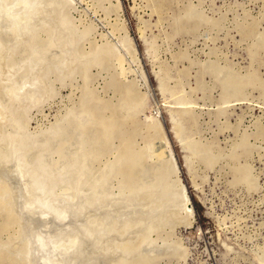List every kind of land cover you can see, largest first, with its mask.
<instances>
[{
	"label": "rangeland",
	"instance_id": "obj_1",
	"mask_svg": "<svg viewBox=\"0 0 264 264\" xmlns=\"http://www.w3.org/2000/svg\"><path fill=\"white\" fill-rule=\"evenodd\" d=\"M62 1L63 0H61L60 4L58 3L60 0H48L49 5L55 3L60 7H62L64 2L68 3H65L63 8L57 7L55 4H52L53 6L51 7L48 6L55 13L48 8L50 11L46 12V16L47 18H51L39 25L40 27H37V30L39 31L38 33L37 30H34L36 33L33 32V39L30 38L32 42L28 40L26 43L28 45L24 43L23 46L20 45V47H17V50L14 51L13 57L15 60L13 61H16L17 63L19 62V65L16 64V62L12 63L13 58L11 59L10 57L9 60L14 66H12V68L15 69V71L10 72L12 76H15L12 79L18 80L17 78L19 76H25L28 71L26 67L23 68L25 70L21 69V60L25 61L26 56L29 57L26 60L33 56L34 59L39 57L37 59L38 62L42 59L43 61L39 62L41 66L50 69V71H45V69L44 71L46 73L45 81H47V84L46 82L45 84L48 89H52L51 91L48 90V92H52L54 89L53 94H51L52 97L48 96L47 93V97L44 102L39 105L40 107L37 106V109H30V112L27 111L28 115L22 114L23 112L19 109L18 111L15 110L18 113L20 112V115L17 117L18 113H15V117H12L13 120H11L10 123L11 125L13 122L14 124H17L19 122L17 120L22 114L23 117H21L20 120L23 119L22 124L25 123L23 124V127L26 125V122L29 124L24 127V130L22 124L20 126L19 123L16 125L18 128L12 125V127H16L18 131H15L17 129H13L11 126L10 129L8 126L9 122L6 123L7 126L6 124L0 126V130L2 128L9 132L12 130L13 134L20 132L21 136L23 135L24 137H28V135L32 136V133L35 135L36 131V136H43L44 138L43 140L42 137V139L37 137L39 140L41 139L40 142L44 144L45 147H43L44 149H42L41 152L46 150L47 147V151H49L48 154L46 151L45 153H40L42 154V159H44L46 157L45 154H47V160L45 162H49V166L51 163L52 165L57 163L61 164V162L73 163V160L75 159V164H78L79 166L76 167L85 172V193L90 194V192H92L93 194H91L95 197L102 196L103 194L106 195V193H108L107 195L113 193L112 195L114 196H119V194H121L120 196L123 197H126L128 194L127 196H129L130 199L136 200V202H138L137 199H142L143 201L139 200L140 204H142V202H144L143 204H146L147 202V208L146 206L140 207L146 212V210L152 206L151 200L153 205H158L162 198L169 196V194L173 192V189L176 191V189H178L177 187L183 185L184 190H186L185 194L186 196L188 195L187 198H189V210L190 208L193 209L190 210L191 213L190 215L188 214L189 216L182 210L177 212L171 211L172 213L167 211L168 214L167 212L164 213L166 216L168 215V217L162 213V215L166 217H164L166 220L163 219L162 221L163 216L160 214V221L156 222L158 219V216H156L157 218L155 217L156 219H154L155 226H152V221H150L151 218H147L145 212L144 215L146 216L143 217L141 214L143 211H140L138 214L140 213L141 215L136 214V216H142V218H139L146 219V221H143L138 217V219H136V216H134L133 220L129 218L123 222H116L118 226L116 223L111 224L112 226L113 224L114 226L116 225L115 227L118 228H112L111 225L109 226L112 228L110 231H114L111 232L114 237L111 249L113 246H117L115 249L118 250H111V259H113V261L110 260L112 263L114 262L113 264H264V0H164V2L163 0ZM108 2L112 3V6ZM113 5L118 7V11H116L117 9L114 8ZM161 6L164 9H162ZM156 8H158V10ZM49 12H51V16L48 15ZM53 13L55 14L54 16H52ZM52 18L53 20H51ZM62 21L65 24V28H62L61 26L63 25V23H60ZM189 21L191 22L189 23ZM120 22L124 25L120 24ZM45 24L52 27L51 29L53 31L48 29L50 27L47 28ZM121 29H124V31ZM126 29L127 31H125ZM57 30H60V33ZM66 31H69L70 34L66 33ZM58 33L60 34L58 35V38L62 37L59 39L60 41H56L57 39H55L57 38L56 35ZM63 35L64 37L67 35V39L64 38ZM123 38H125V40ZM258 38L260 40H258ZM63 40H67L65 41V44L63 43ZM68 40L70 42L74 40V42L71 44ZM55 41L57 43L61 42V46L60 43L57 46ZM127 41L129 43H127ZM260 41L263 42L259 43ZM33 42L40 45L36 49L37 52L33 51L37 46ZM49 42H53V44L55 43L54 48L52 47L50 50L49 48L51 45ZM107 43L109 46H107ZM30 44H34L35 47ZM66 44H68V46ZM48 45H50V47ZM65 45L68 47L67 49L65 48ZM69 46L70 50H73V52H70V55L68 51ZM30 47L34 48L31 49ZM47 47H49L48 50L46 49ZM26 48H28V51ZM41 48L45 49V52L47 53H45L44 50H38ZM59 48L63 50L61 51ZM97 48L102 49V51ZM103 49H105L106 53ZM64 50L67 51L64 53L66 54L65 57L68 59L62 57L66 60L62 59V57L61 59L58 58ZM96 50L99 54H97V56L99 57L95 55ZM250 50H253V52L250 53ZM111 51H113V55L111 54ZM38 52L41 53L40 56ZM102 55L105 57L103 58ZM115 55L119 58L118 62L116 60L117 58L112 59ZM44 56H46V58ZM47 56L49 57L47 58ZM54 56L55 58H52ZM23 57L24 59H22ZM56 58L62 60V64ZM45 59H49L50 63L51 60L54 59L53 62H56V64L59 62L62 66L60 67V64L58 63L59 65H55L54 67L56 68L54 69H52V65V68L50 66L47 68L46 65L50 64L48 62L49 60L46 64ZM72 59L73 61L75 59L77 61L75 60L74 63H71ZM97 59H103V61L98 62ZM138 59L140 60L136 61ZM63 61L64 63L69 64L67 70L63 67ZM41 62L45 63L43 64ZM24 63L23 67L25 66ZM121 65L122 68L127 70L122 69ZM8 66H10V63ZM7 69L8 68L6 67H4L3 70L0 68V82H4L5 77L2 74L5 70L7 71ZM14 69H10V71ZM58 69H60V71L63 70V73L61 72V74L64 79L59 76ZM228 69L230 70L228 71ZM122 70L124 72H122ZM56 71L58 73H55ZM227 71H232L233 74L232 72H230V74L239 78H243L244 76L247 77V75L250 74L253 78V82L245 84L239 95L229 97L228 94H225V89L224 91L222 90V79L228 74ZM47 73H49V76ZM51 74L59 76L63 81H59L58 77L55 78ZM218 74L222 75L218 76ZM49 82L52 87L49 85ZM113 86H115V88ZM128 87L130 90H133L131 91V93L133 92V99L130 107L127 106L126 108L120 100H122L121 98H123V94H125ZM133 87L134 89H131ZM0 90L1 98L3 96L5 97L2 92L1 83ZM137 92L142 93L141 96ZM92 95L93 98L98 97L103 100H100L102 104L99 102L98 98V100L91 101ZM4 97L2 99L6 100V97ZM135 97L137 99H135ZM226 97H228V100ZM85 101L87 102L85 103ZM133 101H135L136 104H134ZM81 104H85L84 107H87V109L80 106ZM90 104L92 105L90 106ZM94 104H96V106H94ZM137 104L139 105L138 107ZM97 106L100 110L97 109ZM82 107L84 110L81 109ZM91 107L93 109H91ZM132 107L135 109L134 111L130 109ZM94 109L97 110V115L100 113L98 117L101 115V118L104 117V119H106L108 116V119L110 120L118 118L115 119L117 122L114 120L116 129L110 133V136H112L109 137L110 140L108 139V143L105 142L104 144L98 139L100 137L101 124H98L100 122L97 121L99 119L97 115H92L95 113H93V111H96ZM70 110L73 111L71 112ZM88 110H93L91 111L92 113H90L95 120L90 119V113H88L89 115L85 114L84 111L88 112ZM76 111L78 113L80 112V114ZM101 111H104V113H101ZM122 112H124V114H122ZM73 113L75 114L71 116ZM125 115L126 118H124ZM74 116L75 118L76 116L78 117L75 121ZM71 117H73V120ZM156 119H158V121ZM69 121L72 122V125ZM76 122H81L83 128L81 125L79 127L78 123L75 124ZM131 122L133 123L131 124ZM159 122L161 126L159 125ZM146 123L149 126L153 125V129L148 127ZM49 125L52 128L55 127V133L52 135L48 132ZM94 126H97L96 128L100 132L97 131V129L95 130ZM124 127L127 128V131ZM25 128L28 132H32L26 135L27 132ZM44 129H47L45 130L46 132ZM119 129H121V132ZM128 129L131 132H129ZM156 129L157 131H155ZM172 129H175L176 132H178L176 133L175 130ZM2 131H0L2 134L9 133H5L3 129ZM21 131H23V134ZM38 132H40L41 136L37 135ZM150 132L153 135L156 132L157 133L153 136ZM147 133L150 134L148 135ZM75 134L78 135L76 136ZM121 134L125 135H123L125 140L128 137L131 139V148H136L137 151L134 150L136 153L140 151L141 153L145 152L143 153L144 157L141 153H138L141 157L137 154V157L141 158L139 161H141L139 162L137 161L138 158L136 159V163L133 166L134 169L129 177L131 179H128V177L123 175L122 168H120L121 166L119 165L120 163H118V161L116 162L118 158L116 156L119 155L123 148L124 137L120 136ZM81 137L83 140H81ZM118 137L121 140H119ZM95 138L100 143L94 140ZM74 139L77 140V142H81L79 144L80 146H77L78 143ZM165 139H167V141ZM1 144H4V147L1 146ZM0 146L1 149L4 148L2 150L0 149V152L5 151L6 153L8 151V146L4 141H1ZM76 146L78 148L77 151ZM239 146L241 149L238 148ZM243 146L246 148L248 147V149H245ZM139 147H143L145 151L143 148L140 149ZM235 147H237L238 150H236ZM210 148H213L214 150ZM118 149H120V151ZM167 149H170L173 154H171V152L169 154L170 150ZM97 151L98 153H96ZM246 151L247 153H245ZM33 152L34 151L28 153V158H33V154L35 155V152ZM210 152H212V154ZM115 153L116 156L114 158L113 156ZM209 153L211 155H209ZM213 154H215V158ZM43 155L45 156L43 157ZM90 155H95L96 158L95 156L92 157ZM207 155L212 157L207 158ZM167 158L168 162L166 160ZM171 158H173L174 162H171ZM206 159H208V162ZM209 159H212L213 161ZM86 160L87 162H90L87 163ZM80 162L83 164H80ZM116 163L119 166L116 165ZM173 163H176L177 166H174ZM172 164L173 166L170 167ZM167 165H169V167ZM99 166L100 168H98ZM162 166L164 168H162ZM91 168L93 170H91ZM167 170L177 171H172L173 174H165ZM160 172L164 174H162L163 178L158 182L157 180L161 178ZM239 172L241 176L237 174ZM244 172L249 176L251 175V177L247 176L250 180H246L247 177L244 176ZM109 173L111 176H109ZM131 176H133V178ZM107 177L109 179H107ZM241 177H244L245 179H241ZM98 178H101V180ZM165 178L167 180H165ZM176 178H179L178 181ZM162 182H165L166 185L164 183L162 184ZM162 185L165 187L164 189L162 188ZM153 186L155 188L154 190L151 189ZM3 187L6 186L3 185ZM96 187L98 189H96ZM171 187L172 189H170ZM100 189L103 190L101 191ZM165 189L168 190L164 191ZM161 190H163L164 193H162L163 191ZM6 191H8V189H6L5 193L3 192L4 194L2 193L0 196V204L3 202L4 205L6 204L5 207L3 204L0 206V223L3 224H0V256L5 254L7 255L6 257L8 260L11 256L10 263L7 261V264H13L11 262L15 261L22 264L24 263L22 262L24 253L23 249L19 248L23 244V242H20L22 239L21 227L19 226L20 223L18 222L19 220H17V216L14 214L13 207H11L12 200L11 198L9 200L10 192L8 191L7 193ZM94 192L97 194L95 195ZM131 192L136 197H133V195L130 196L129 193L131 194ZM138 192H141L140 196L138 195L140 198L136 195L139 194ZM148 192H150L151 195H153V192L154 194L157 193V197H154L155 195L150 196L149 193L147 197L150 196V199H143ZM7 194H9V196ZM160 194H162V196ZM155 198L156 200H154ZM158 198H161V200ZM2 211H4V213ZM173 215H176L175 218H173ZM1 216H3L5 220L2 219ZM187 216L190 218L187 219ZM7 217L9 219H7ZM153 218L154 217H152V219ZM184 219L190 220V222H185ZM6 220L7 222L9 221V224L11 225L14 223L12 225L13 228L11 225H5L7 223ZM148 220L150 223L147 224V228L145 226H143V228L145 227L144 229L141 228L143 225L142 221L145 224ZM124 222L125 224L127 222L126 225L128 226L122 225ZM128 222L130 223L128 224ZM119 224L120 227L126 226L127 228L124 227L122 231ZM149 224H151V226ZM137 228H139L141 232ZM1 229H5V231H2ZM7 229H9V231H6ZM117 229L118 231L121 230V232L116 236L117 233L115 232H117ZM134 229L137 231L134 232ZM124 230L128 232V236L124 233ZM130 230L134 233H131ZM121 233H124V235L120 238ZM129 233L134 234V236H131ZM125 234L127 237H125ZM139 235L141 236L138 239ZM10 240L11 243H9ZM153 240L156 244L154 243L155 245L151 247L154 248V252L152 253V249L151 251L148 250V248H150L148 243ZM6 242L9 243V245L6 244ZM146 243L149 245L148 247H144ZM151 244L153 245L152 242ZM157 246L160 247L157 248ZM21 247H23V245ZM5 248L9 251L7 252ZM115 252L120 255V257L118 256V258L115 259L112 258V256L116 255H113ZM156 252L158 254H156ZM16 262L14 264H17ZM108 264H111V262Z\"/></svg>",
	"mask_w": 264,
	"mask_h": 264
},
{
	"label": "bare ground",
	"instance_id": "obj_2",
	"mask_svg": "<svg viewBox=\"0 0 264 264\" xmlns=\"http://www.w3.org/2000/svg\"><path fill=\"white\" fill-rule=\"evenodd\" d=\"M64 1V0H63ZM62 1V2H63ZM68 1V0H67ZM110 1V0H109ZM156 1V0H155ZM158 2V1H157ZM161 2V1H160ZM163 2H164V0H163ZM58 3H60L61 4V0H60V2H58ZM65 3H68V2H64L63 3V5H62V7H60V6H58V4H55V3H52L53 5L55 4V5H57V7H60V8H63V6H64V4ZM109 3V2H108ZM168 3V2H167ZM52 4H48V0H0V68H2V70L4 69V67H6V68H8L7 69V71L5 70V72L2 74V75H4V77H5V79H4V82H0L1 83V87H2V92L4 93V95H5V97H6V100H3L2 98L4 97H2L1 98V94H0V126H4V124H6V123H8V126H9V128L11 129V127H12V125H14V126H16V125H18V123L20 124V126H21V124H22V121H23V119H21L20 120V118L21 117H23V115L22 114H27L28 115V113H27V111L28 112H30L29 110L30 109H33V108H36L37 106H39L41 103H43L44 102V100H45V98L47 97V93H48V96H51V94H53V91H54V89H53V91L52 92H50L51 90L50 89H48L47 88V86H46V84H47V81H45L46 79H45V71H50V69H46V68H43L44 66H41V64L39 63L40 61H43L42 59H40L39 60V62L37 61V59L39 58V57H36L37 59H34V56L32 57V58H30V59H28V60H26L27 58H29L28 56H26L25 58V61L24 60H21L20 62L22 63V64H20V67H21V65H22V67H21V69H23V68H25L26 67V69L28 70L27 72H26V75L25 76H19L17 79L18 80H16V79H12L13 77H15V76H12V74H10V72H13V71H15V69L14 68H12V66H13V64L12 63H14V62H16V61H13V60H15L14 59V51H16L17 50V47L19 48L20 47V45H22L23 46V44L25 43H27L28 42V40L30 41V42H32L31 40H30V38H32V35H33V32H35L36 30H37V27L39 26V25H41V24H43L44 22H46L48 19H50L51 17H49V18H47V11H52V9L51 8H49V7H51V6H53ZM59 4V5H60ZM110 5L112 4V3H109ZM117 4V3H116ZM158 4V3H157ZM162 5V4H161ZM49 6V7H48ZM112 6V5H111ZM114 6V8H118V7H115V5H113ZM117 6V5H116ZM56 7V6H55ZM48 8L50 9V10H48ZM120 8V7H119ZM161 8H162V6H161ZM157 10H158V8H156ZM162 9H164V8H162ZM166 9V8H165ZM121 10V9H120ZM161 10V9H160ZM116 11H118V9L116 10ZM162 11V10H161ZM52 12H54V11H52ZM166 12V11H165ZM50 13L51 12H49V14L48 15H50ZM55 13V12H54ZM53 13V15L52 16H54L55 14ZM157 13V12H156ZM159 14V13H158ZM182 14V13H181ZM119 15V14H118ZM51 16V15H50ZM60 17H62V16H60ZM121 17V16H120ZM188 17V16H187ZM63 18V17H62ZM122 18V17H121ZM159 18V17H158ZM183 19V18H182ZM51 20H53V18L51 19ZM62 20V19H61ZM161 20V19H160ZM181 20V19H180ZM60 21V20H59ZM118 21H119V19H118ZM178 21V20H177ZM184 21V20H183ZM188 21V20H187ZM191 21H189V23H190ZM54 23V22H53ZM61 24L63 23V25H61L62 26V28L64 27L65 28V24H64V22L62 21V22H60ZM178 23V22H177ZM182 23H184V22H182ZM186 23V22H185ZM188 23V22H187ZM118 24V23H117ZM120 24H123L122 22H120ZM49 25V24H48ZM124 25V24H123ZM183 25V24H182ZM45 26L48 28V27H50V26H47L46 24H45ZM121 26V25H120ZM40 27V26H39ZM116 27V26H115ZM122 27V26H121ZM52 27H50V28H48V29H50V30H52L51 29ZM117 28H119V27H117ZM39 29V28H38ZM44 30H46L45 28H43ZM57 29V28H56ZM114 29V28H113ZM185 29H186V25H185ZM35 30V31H34ZM121 30H123L124 31V29H121ZM53 31V30H52ZM52 31H49V32H52ZM57 31H59V33H60V30H57ZM56 31V32H57ZM125 31H127V29L125 30ZM39 31L37 30V33H38ZM55 32V31H54ZM62 32V31H61ZM36 33V32H35ZM57 34L56 35V37L57 38H55V39H57L56 41H58L60 38H62V37H60V38H58V35H60V34ZM66 33H69V31H66ZM112 33V32H111ZM127 33V32H126ZM252 33V32H251ZM70 34V33H69ZM250 34V33H249ZM36 35V34H35ZM52 35V34H51ZM68 35V34H67ZM67 35H66V37H64V35H63V37L64 38H66L67 39ZM125 35H127V34H125ZM244 35V34H243ZM264 36V35H263ZM37 37V36H36ZM35 37V38H36ZM252 37V36H251ZM257 37H259V36H257ZM54 38V37H53ZM33 39V38H32ZM73 39V38H72ZM71 39V40H72ZM124 40H125V38H123ZM261 39H262V37H261ZM52 40V39H51ZM50 40V41H51ZM54 40V39H53ZM62 40V39H61ZM258 40H260L259 38H258ZM258 40H256V41H258ZM35 41V40H34ZM55 41V43H57ZM60 41V40H59ZM65 41H67V40H63V43L65 44ZM69 41V40H68ZM29 42V43H30ZM74 42V40L73 41H69V43H73ZM131 42V41H130ZM261 42H263V41H260L259 43H261ZM33 43H35V42H33ZM50 43V42H49ZM48 43V44H49ZM55 43L53 44V42L52 43H50V45H51V47H50V45H48L49 47H47L46 49L48 50V48H49V50L53 47L54 48V45H55ZM60 43V46H61V42H58L56 45L58 46V44ZM67 43V42H66ZM68 43V44H69ZM125 43H126V41H125ZM127 43H129L128 41H127ZM256 43V42H255ZM36 45H37V43H35ZM63 44V45H64ZM68 44H66L67 46H68ZM263 44V43H262ZM26 45H28V44H26ZM31 45V44H30ZM53 45V46H52ZM65 45V46H66ZM31 46H34V44H32ZM38 46H40V45H37L36 46V48H34V47H32V48H34L35 50H33V51H36V49H37V47ZM65 47L66 49L68 48V47ZM71 46V45H70ZM70 46H69V55H70V52H73V50H70ZM104 46V45H103ZM107 46H109L108 45V43H107ZM259 46V45H258ZM257 46V47H258ZM72 47V46H71ZM130 47V46H129ZM31 48V47H30ZM31 48V49H32ZM58 48V47H57ZM64 48V49H65ZM101 48H103V47H101ZM132 48V47H131ZM249 48V47H248ZM25 49V48H24ZM27 49V51H28V48H26ZM61 51L63 50V49H61V48H59ZM72 49V48H71ZM98 50H101L102 51V49H99V48H97ZM38 50H44V52H45V49H43V48H41V49H38ZM46 50V51H47ZM104 50V52L106 53V51H105V49H103ZM108 50V49H107ZM29 51H30V49H29ZM110 51V50H109ZM134 51V50H133ZM260 51V50H259ZM37 52V51H36ZM49 52V51H48ZM64 52H67V51H63V53L61 52V55H60V57H58V58H60L61 59V57L63 56V57H65L66 56V54L64 53ZM89 52V51H88ZM95 52V51H94ZM251 52H253V50L251 51L250 50V53ZM29 53V52H28ZM27 53V54H28ZM33 53H35V52H33ZM33 53H30V54H33ZM39 53V52H38ZM43 53V52H42ZM45 53H47V52H45ZM44 53V54H45ZM100 53V52H99ZM104 53V54H105ZM113 53V51H111V54ZM138 53V52H137ZM13 54V55H12ZM30 54H29V56H30ZM40 54L41 53H39V56H40ZM62 54H65V55H62ZM72 54V53H71ZM74 54V53H73ZM97 50H96V52H95V55L97 56ZM109 54V53H108ZM253 54V53H252ZM19 55V54H18ZM33 55H36V54H33ZM46 55V54H45ZM48 55H49V53H48ZM69 55H67V56H69ZM99 55V54H98ZM106 55V54H105ZM113 55V54H112ZM135 55V54H134ZM255 55H256V53H255ZM17 56V55H16ZM22 56V55H21ZM38 56V55H37ZM50 56V55H49ZM49 56H47V58L49 57ZM103 56V55H102ZM102 56H100V57H102ZM119 56V55H118ZM253 56V55H252ZM10 57H11V59H12V63L11 62H9V60H10ZM20 57V56H19ZM45 58H46V56H44ZM62 57V59H64ZM71 57V56H70ZM77 57V56H76ZM97 57H99V56H97ZM96 57V58H97ZM105 56H103V58H104ZM113 57V56H112ZM121 57V56H120ZM16 58V57H15ZM40 58H42V57H40ZM51 58V57H50ZM49 58V59H50ZM52 58H55V56L54 57H52ZM58 58H56L60 63L62 62V60H60V59H58ZM65 58H67V57H65ZM74 58H75V56H74ZM96 58H94V59H96ZM110 58V57H109ZM115 58H117L116 60H117V62H118V60H119V58L115 55V57L114 58H112V59H115ZM122 58V57H121ZM120 58V59H121ZM17 59V58H16ZM21 59V58H20ZM22 59H24V57L22 58ZM48 59V60H49ZM68 59V58H67ZM105 59H107V58H105ZM111 59V58H110ZM111 59V60H112ZM48 60H46L45 59V61H46V64H47V61ZM64 60H66V59H64ZM76 60V59H75ZM74 60V61H75ZM98 60V62L99 61H103V59L102 60H99V59H97ZM96 60V61H97ZM134 60V59H133ZM140 59H138V60H136V61H139ZM17 61H18V59H17ZM23 61V62H22ZM54 61V59H52L51 60V63H50V60L48 61L49 62V64L50 65H46V67L48 68L49 66L51 67V65L53 66V68L52 69H54V68H56V67H54L55 65H59L60 63L59 62H57V64H56V62H53ZM56 61V60H55ZM74 61H73V59L71 60V63L73 62L74 63ZM77 61V60H76ZM25 62V63H24ZM66 62V61H65ZM10 63V66H8V64ZM19 63V62H18ZM17 62H16V64H18ZM23 63H24V67H23ZM41 63H43V62H41ZM45 63V62H44ZM43 63V64H44ZM55 63V64H54ZM59 63V64H58ZM12 64V65H11ZM62 64V63H61ZM60 64V67L62 66ZM19 65V64H18ZM69 66V64H67V63H64V61H63V67H64V69H66L67 70V67ZM14 67V66H13ZM16 67H18V66H16ZM223 67V66H222ZM121 68H122V65H121ZM211 68V67H210ZM216 68V67H215ZM215 68H213L214 70H216ZM10 69H14V70H12V71H10ZM44 69H45V71H44ZM60 69H62V68H60ZM60 69H58L59 70V76L60 77H62L63 79H64V77H63V75L61 74V72L63 71V70H61L60 71ZM122 69H125V68H122ZM226 69V68H225ZM20 70V69H19ZM23 70H25V69H23ZM125 70H127V69H125ZM218 70H220V69H218ZM230 69H228V71H229ZM232 70V69H231ZM17 71V70H16ZM55 71V70H54ZM53 71V72H54ZM221 71V70H220ZM227 71V73L228 74H226L225 76H224V78L222 79V84H223V88H222V90L224 91V89H225V94H228V96L229 97H231V96H237V95H239L240 94V91H241V89H242V87H244L245 86V84H247V83H251V82H253V78L251 77V75L249 74V75H247V77H243V78H239V77H236V76H233L232 74H233V72L232 71H230V72H232V74H230V72H228ZM20 72V71H19ZM52 72V73H53ZM72 72V71H71ZM122 72H124L123 70H122ZM21 73H24V72H21ZM49 73H51V72H49ZM49 73H47V75L49 76ZM55 73H58L57 71L55 72ZM63 73V72H62ZM213 73V72H212ZM215 73H216V71H215ZM220 73V72H219ZM235 73V72H234ZM14 74H15V72H14ZM84 74V73H83ZM89 74V73H88ZM123 74V73H122ZM217 74V73H216ZM236 74V73H235ZM1 75V74H0ZM51 75H53L54 76V74H51ZM56 75V74H55ZM58 75V74H57ZM73 75V74H72ZM145 75V74H144ZM220 75H222V74H220ZM219 74H218V76H220ZM17 76V75H16ZM59 76H54L55 78L56 77H58L59 78ZM253 76V75H252ZM21 77V78H20ZM47 77V76H46ZM70 77V76H69ZM254 77V76H253ZM50 78V77H49ZM57 78V79H58ZM60 79L59 78V81H63V79ZM65 78L67 79V77L65 76ZM81 78V77H80ZM255 78V77H254ZM257 78V77H256ZM48 79V78H47ZM220 79V78H219ZM3 80V79H2ZM257 80H258V78H257ZM49 81H51V80H49ZM53 81H56V80H53ZM58 81V80H57ZM61 81V82H62ZM221 81V80H220ZM45 82H46V84H45ZM218 82H219V80H218ZM2 83H3V85H2ZM83 83V82H82ZM119 83V82H118ZM220 83V82H219ZM258 83L260 84V82L258 81ZM130 84H131V82H130ZM129 84V85H130ZM221 84V85H222ZM254 84V83H253ZM253 84H252V86H253ZM49 85L51 86V84H50V82H49ZM55 85V84H54ZM92 85V84H91ZM124 86V85H123ZM128 86V85H127ZM126 86V87H127ZM254 86H256V85H254ZM49 87V86H48ZM52 87V86H51ZM54 87V86H53ZM114 88H115V86H113ZM130 87H132V86H130ZM50 88V87H49ZM113 88V89H114ZM85 89V88H84ZM131 89H134V87L133 88H131ZM48 90H50L49 92H48ZM118 90H120V89H118ZM126 90V89H125ZM1 91V90H0ZM115 91H117V90H115ZM131 91H133V90H130L129 89V87H128V89L125 91V94H123V98H121L122 100H120V102L124 105V106H126V108H127V106H129L130 107V105H131V101H132V93H131ZM135 91V90H134ZM245 91V90H244ZM82 92H84V91H82ZM2 93V94H3ZM49 93H50V95H49ZM100 93V92H99ZM137 93H139V92H137ZM137 93H136V95H137ZM244 93V92H243ZM263 93V92H262ZM261 93V94H262ZM140 94V96H141V94L142 93H139ZM224 94V95H225ZM90 95H91V93H90ZM96 95V94H95ZM98 95V94H97ZM263 95V94H262ZM100 96V95H99ZM244 96V95H243ZM4 97V98H5ZM52 97V96H51ZM50 97V98H51ZM95 97H97V96H95ZM224 97V96H223ZM242 97V96H241ZM50 98H48V99H50ZM83 98V97H82ZM89 98H90V96H89ZM89 98H88V100H89ZM98 98V97H97ZM97 98H93V95H92V99H91V101H93V100H96ZM103 98V97H102ZM117 98H119V97H117ZM227 98V100H228V97H226ZM232 98H234V97H232ZM72 99V98H71ZM80 99V98H79ZM99 99V98H98ZM97 99V100H98ZM135 99H137L136 97H135ZM134 99V100H135ZM143 99V98H142ZM224 99V98H223ZM230 99V98H229ZM101 99H99V102L102 104V102L101 101H103V100H101ZM140 100V99H139ZM225 100V99H224ZM87 101H85V103H86ZM89 102V101H88ZM98 102V103H99ZM134 102V104H136L135 103V101H133ZM137 102V101H136ZM50 103V102H49ZM93 103V102H92ZM95 103V102H94ZM103 103H105V102H103ZM111 103V102H110ZM180 103V102H179ZM114 104V103H113ZM116 104H120V103H116ZM115 104V105H116ZM122 104H121V106H122ZM142 104V103H141ZM140 104V105H141ZM181 104V103H180ZM75 105V104H74ZM85 105V104H84ZM84 105L83 104H81L80 106H83L84 107ZM87 105V104H86ZM89 105V104H88ZM92 104H90V106H91ZM104 105V104H103ZM13 106H15V107H13ZM73 106V105H72ZM94 106H96V104H94ZM98 106H99V104H98ZM97 106V109H99V107ZM139 105L137 104V107H138ZM13 107V108H12ZM40 107V106H39ZM83 107L81 108L82 110H84L83 109ZM133 107H134V105H133ZM130 108L131 110H135L134 108ZM72 108V107H71ZM84 108H86L87 109V107H84ZM18 109L19 110H21L23 113L21 114V116L18 118V120L17 121H19L18 123L15 121L16 120V118H15V122L17 123V124H14V122H13V124L11 125V123H10V121L11 120H13L12 119V117H15L14 115H15V113H18L17 111H18ZM37 109V108H36ZM69 109V108H68ZM80 109V108H79ZM85 109V110H86ZM91 109H93L92 107H91ZM102 109V108H101ZM104 109V108H103ZM106 109V108H105ZM121 109V108H120ZM123 109V108H122ZM137 109V108H136ZM15 110H17V111H15ZM64 110H65V108H64ZM94 110H96V109H94ZM100 110V109H99ZM128 110V109H127ZM71 112L73 111V110H70ZM80 111V110H79ZM91 111H93V110H88V112H86V111H84L85 112V114H88V113H90ZM112 111V110H111ZM120 111H122V110H120ZM124 111V110H123ZM157 111V110H156ZM185 111V110H184ZM67 112V111H66ZM77 112V111H76ZM75 112V113H76ZM95 112V113H94ZM110 112V111H109ZM125 112V111H124ZM124 112H122V114H124ZM130 112V111H129ZM132 112V111H131ZM136 112V111H135ZM187 112V111H186ZM20 113V112H19ZM17 114V117H18V115H20V114ZM75 113H73V114H71V116H73ZM78 113V112H77ZM92 113V112H91ZM91 113H90V115L89 116H91ZM93 113L94 114H92V115H94V116H96L97 114V110L96 111H93ZM101 113H104V111L102 112L101 111ZM111 113V112H110ZM121 113V112H120ZM157 113V112H156ZM29 114H31V113H29ZM66 114V113H65ZM70 114V113H69ZM78 114H80V112L78 113ZM100 113H98V115H99ZM114 114V113H113ZM134 114V113H133ZM26 115V116H27ZM98 115H97V117H98ZM104 115V114H103ZM109 115H111V114H109ZM116 115H117V113H116ZM119 115V114H118ZM188 115H189V113H188ZM60 116V115H59ZM70 116V115H69ZM88 116V117H89ZM101 116V115H100ZM98 117L97 119V121H99L100 123H98V124H101V127H100V125H99V127L101 128V132L96 128L97 126H94L95 127V130L97 129V131H99L100 132V137L98 138V136H97V138L98 139H100L101 140V142H103L104 144H105V142H107L108 141V139L110 140V138L109 137H111L110 136V133L111 132H113V130H115L116 129V127H115V119H118V118H115V119H112V120H110V119H108L109 117L107 116V118L106 119H104V117ZM105 116V115H104ZM132 116V115H131ZM111 117V116H110ZM127 117H129V116H127ZM69 118V117H68ZM72 118V120H73V117H71ZM74 118H75V116H74ZM78 117L76 116V118L74 119V121L77 119ZM124 118H126V115H125V117ZM132 118H134V117H132ZM151 118L153 119V117L151 116ZM150 118V119H151ZM194 118H195V116H194ZM25 119H28V118H25ZM32 119V118H31ZM61 119V118H60ZM70 119V118H69ZM90 119H94V117L93 116H91L90 117ZM151 119V120H152ZM30 120V119H29ZM72 120H70V121H72ZM95 120V119H94ZM115 120V121H114ZM123 120V119H122ZM124 120H126V119H124ZM157 121H158V119H156ZM21 121V122H20ZM56 121V120H55ZM69 121V122H70ZM78 121H79V119H78ZM135 121V120H134ZM59 122V121H58ZM117 122V121H116ZM119 122V121H118ZM156 122V121H155ZM154 122V123H155ZM47 123V122H46ZM71 123V125H72V122H70ZM78 123V125H79V127H80V125H81V122L79 123V122H76L75 124H77ZM93 123V122H92ZM123 123V122H122ZM133 122H131V124H132ZM157 123V122H156ZM155 123V124H156ZM23 124H25V123H23ZM23 124H22V128H23V130H24V127H26V125H29V124H27V122H26V125L23 127ZM40 124V123H39ZM43 124V123H42ZM55 124V123H54ZM142 124V123H141ZM147 124V123H146ZM146 124H143V125H146ZM154 124V125H155ZM178 124V123H177ZM44 125V124H43ZM73 125H74V123H73ZM77 125V126H78ZM90 125V124H89ZM93 125V124H92ZM94 125H96V124H94ZM129 125V124H128ZM158 125V124H157ZM159 125H160V122H159ZM159 125H158V127H159ZM6 126H7V124H6ZM11 126V127H10ZM12 127L13 129H15L16 127ZM19 126V127H20ZM46 126V125H45ZM50 126V125H49ZM52 126H54V125H52ZM88 126V125H87ZM86 126V127H87ZM122 126V125H121ZM124 126H126V125H124ZM132 126V125H131ZM147 126L148 127H153V125L152 126H149L148 124H147ZM161 126V125H160ZM179 126V125H178ZM29 127V126H28ZM67 127V126H66ZM81 127L83 128V126L81 125ZM118 127H120V126H118ZM123 127V126H122ZM121 127V128H122ZM128 127V126H127ZM138 127V126H137ZM155 127V126H154ZM18 128V127H17ZM16 128V129H17ZM39 128V127H38ZM42 128V127H41ZM49 129V134H54L55 133V127L54 128H52L51 126L50 127H48ZM51 128V129H50ZM60 128V127H59ZM93 128V127H92ZM150 128V129H151ZM160 128V127H159ZM174 128H176V127H174ZM178 128V127H177ZM4 131H5V133L6 132H9V131H6V129H4V128H2ZM2 129L0 130V131H2ZM26 129V128H25ZM34 129H36V128H34ZM54 129V130H53ZM71 129V128H70ZM85 129V128H84ZM91 129V128H90ZM124 129L127 131V128L126 127H124ZM138 129H141V128H138ZM137 129V130H138ZM153 129V128H152ZM161 129V128H160ZM160 129H158L159 131H161ZM19 130H22V129H19ZM37 130V129H36ZM45 130H47V129H44V131ZM51 130H53V131H51ZM61 130V129H60ZM121 129H119V131H120ZM123 130V129H122ZM129 130V129H128ZM135 130V129H134ZM146 130H148V129H146ZM172 130H175V129H172ZM178 130V129H177ZM183 130V129H182ZM15 131H18V129L17 130H15ZM31 131V130H30ZM43 131V130H42ZM86 131H88V130H86ZM126 131H125V133H126ZM155 131H157V129L155 130ZM3 132V131H2ZM10 132L12 133V130H10ZM8 133V134H2L1 132H0V143H1V141H4V143H6V145L8 146V151L5 153V151L4 152H0V196L2 195V193L4 192L5 193V190L6 189H8V191L10 192V196H9V194H7L8 196H9V200H10V198H11V200H12V206L11 207H13V211H14V214L17 216V220H19L18 222L20 223V229H21V233H22V239H21V241L20 242H23V247H19V248H21V249H23V253H24V255H23V261L22 262H24L25 264H108V263H110L111 262V264H113L112 263V261H113V259H111V255H112V249H115L116 247H114L113 246V248L111 249V247H112V242L114 241V237H113V235L111 234V232L113 231H110V229H112L113 227L114 228H118V227H115L116 225L118 226V224L116 223V222H123V221H125V220H127V219H129V218H131V220H133V217L134 216H136V214L137 215H139L138 214V212H140V211H143L140 207H143V206H146L147 205V202H146V204H143L144 202H142V204H140V202H139V200L140 199H137L138 200V202H136V200H133V199H130V197L129 196H127L126 195V197L124 196H120L121 194H119V196H114V195H112V194H109V195H107L108 193H106V195H102V196H99V193H98V196L99 197H95L94 195H92L93 193L92 192H90V194L88 193V191H87V193L88 194H86L85 193V191H84V187H85V181H86V176H85V172L83 171V170H81L80 168H78L79 166H78V164H75V159L73 160V163L72 162H68V163H63V162H61V164H53L52 165V163H51V165L49 166V162H45L47 159V154H48V152L49 151H47L48 150V147H47V149L46 150H44L43 152L45 153V151L47 152V154H45L46 155V157L44 158V159H42V154H40V153H43V152H41V150L42 149H44L45 147H44V144H42L41 142H40V140L43 138V136H41V134H40V132H41V130H40V132H38L37 133V135H40L41 137H39V136H36V131H35V135H33V133H32V136H29L28 134L29 133H31V132H28L27 131V129H26V132H27V134L26 135H28V137H24L23 135L21 136V133L20 132H18V133H20V134H18V133H16V134H11V133ZM14 132V131H13ZM22 132V134H23V131H21ZM33 132H34V130H33ZM46 132V131H45ZM51 132V133H50ZM77 132V131H76ZM121 132V131H120ZM119 132V133H120ZM129 132H131L130 130H129ZM134 132V131H133ZM149 132V131H148ZM175 132H176V130H175ZM178 132V131H177ZM176 132V133H177ZM180 132V131H179ZM4 133V132H3ZM82 133V132H81ZM138 133V132H137ZM142 133V132H141ZM144 133V132H143ZM151 133V132H150ZM150 133H147L148 135L150 134ZM157 133V132H156ZM155 133V134H156ZM71 134V133H70ZM69 134V135H70ZM93 134V133H92ZM127 134H131V133H127ZM132 134H134V133H132ZM152 134V133H151ZM154 134V135H155ZM160 134H161V132H160ZM25 135V134H24ZM76 135V134H75ZM78 135V134H77ZM76 135V136H77ZM124 134H121L120 136H123ZM153 135V134H152ZM153 135V136H154ZM158 135V134H157ZM176 135V134H175ZM74 136V135H73ZM75 136V137H76ZM82 136H84V135H82ZM119 136V135H118ZM125 136V135H124ZM123 136V137H124ZM164 136V135H163ZM37 137H39V138H41L40 140H39V138H37ZM47 137V136H46ZM115 137V136H114ZM117 137V136H116ZM132 137V136H131ZM136 137V136H135ZM134 137V138H135ZM143 137H144V135H143ZM147 137V136H146ZM49 138V137H48ZM47 138V139H48ZM89 138V137H88ZM121 138V137H120ZM152 138V137H151ZM113 139V138H112ZM118 139H119V137H118ZM123 139V138H122ZM133 139V138H132ZM136 139V138H135ZM145 139V138H144ZM183 139V138H182ZM245 139V138H244ZM43 140H44V138H43ZM46 140V139H45ZM48 140H50V139H48ZM75 140V139H74ZM78 140H80V139H78ZM81 140H83L82 139V137H81ZM88 140V139H87ZM94 140H96L97 141V139L95 138ZM119 140H121V139H119ZM166 141H167V139H165ZM76 142H77V140H75ZM75 141H73V142H75ZM85 141V140H84ZM83 141V142H84ZM123 141V140H122ZM244 141H246V140H244ZM49 142V141H48ZM91 142V141H90ZM97 142H99V141H97ZM111 142V141H110ZM121 142V141H120ZM120 142H119V144H120ZM130 142H132L131 141V139H129V137L125 140V137H124V142H123V148H122V150L120 151V149H118L119 151H120V153H119V155H117L116 156V153H115V155L113 156L114 158H115V156L116 157H118L117 158V160H116V162L118 161V163H120L119 165L121 166L120 168H122V173H123V175H125L126 177H128V179H131V178H129L130 177V175L132 174V171H133V169H134V165H135V163H136V159L138 158L137 157V154L138 153H141V151L140 152H138V153H136L135 151H137L136 150V148L134 149H132L131 148V144H130ZM134 142V141H133ZM241 142V141H240ZM78 144H77V146L81 143V142H77ZM93 143V142H92ZM100 143V142H99ZM108 143V142H107ZM149 143V142H148ZM68 144V143H67ZM88 144V143H87ZM91 144V143H90ZM97 144V143H96ZM104 144H102V145H104ZM110 144V143H109ZM118 144V145H119ZM121 144H122V142H121ZM120 144V145H121ZM134 144V143H133ZM150 144V143H149ZM201 144V143H200ZM244 144H246V143H244ZM4 145V144H3ZM2 144H1V146H3ZM100 145V144H99ZM111 145H112V143H111ZM119 145V146H120ZM168 145V144H167ZM194 145V144H193ZM243 145V144H242ZM241 145V146H242ZM1 146H0V149H1ZM47 146H48V144H47ZM71 146V145H70ZM77 146H76V148H77ZM80 146V145H79ZM101 146V145H100ZM117 146V145H116ZM150 146V145H149ZM201 146V145H200ZM233 146V145H232ZM237 146V145H236ZM4 147V146H3ZM44 147V148H43ZM106 147V146H105ZM134 147V146H133ZM170 147V146H169ZM197 147V146H196ZM198 147H199V145H198ZM197 147V148H198ZM204 147V146H203ZM206 147V146H205ZM244 147V146H243ZM70 148V147H69ZM73 148H74V146H73ZM102 148V147H101ZM100 148V149H101ZM114 148V147H113ZM116 148V147H115ZM121 148V147H120ZM140 148V147H139ZM138 148V149H139ZM143 148V147H142ZM142 148H140V149H142ZM208 148V147H207ZM236 148V150H238L237 149V147H235ZM238 148H240V146L238 147ZM245 149H248V147L246 148V147H244ZM2 149H4V148H2ZM1 149V150H2ZM68 149V148H67ZM82 149V148H81ZM90 149V148H89ZM99 149V148H98ZM104 149V148H103ZM102 149V150H103ZM109 149V148H108ZM146 149V148H145ZM210 149H213V148H210ZM241 149V148H240ZM239 149V150H240ZM70 150V149H69ZM78 150V148L76 149V151ZM95 150V149H94ZM106 150V149H105ZM117 150V151H118ZM135 150V151H134ZM143 150H144V148H143ZM142 150V151H143ZM167 150H170V149H167ZM198 150V149H197ZM206 150V149H205ZM204 150V151H205ZM214 150V149H213ZM32 151H34L35 152V155L33 154V158H28V153L29 152H32ZM75 151V150H74ZM82 151V150H81ZM99 151V150H98ZM98 151L96 152V153H98ZM101 151V150H100ZM108 151V150H107ZM145 151V150H144ZM166 151V150H165ZM199 151V150H198ZM203 151V152H204ZM208 151V150H207ZM210 151V150H209ZM218 151V150H217ZM242 151H244V150H242ZM33 152V153H34ZM72 152V151H71ZM93 152V151H92ZM95 152V151H94ZM102 152V151H101ZM170 152H171V150L169 151V154H170ZM194 152H195V148H194ZM201 152V151H200ZM215 152V151H214ZM236 152V151H235ZM73 153V152H72ZM76 153V152H75ZM74 153V154H75ZM103 153V152H102ZM102 153H101V156H102ZM104 153H105V151H104ZM143 153H145V152H142L141 153V155L144 157V154ZM167 153V152H166ZM205 153V152H204ZM211 154H212V152H210ZM209 153V155H211ZM245 153H247V151L245 152ZM62 154V153H61ZM65 154V153H64ZM80 154V153H79ZM87 154V153H86ZM108 154V153H107ZM118 154V153H117ZM168 154V153H167ZM168 154V155H169ZM171 154H173L172 152H171ZM218 154V153H217ZM241 154H242V152H241ZM30 155V154H29ZM45 155H43V157L45 156ZM66 155V154H65ZM88 155V154H87ZM96 155V154H95ZM95 155H93V156H95ZM167 155V156H168ZM204 155V154H203ZM215 154H213V156H214ZM233 155V154H232ZM90 156H92V155H90ZM92 156V157H93ZM107 156V155H106ZM138 156H139V154H138ZM165 156H166V154H165ZM231 156V155H230ZM69 157V156H68ZM97 157H99V156H97ZM108 157V156H107ZM139 157H141V156H139ZM142 157V158H143ZM148 157V156H147ZM162 157H163V155H162ZM171 157H172V155H171ZM208 157H210V156H208L207 155V158ZM212 157V156H211ZM210 157V158H211ZM71 158V157H70ZM90 158V157H89ZM95 158H96V156H95ZM158 158H159V156H158ZM174 158V157H173ZM173 158H171V162H174V160H173ZM205 158V157H204ZM214 158H215V156H214ZM88 159V158H87ZM107 159V158H106ZM139 159H141V158H138V160L137 161H139ZM236 159V158H235ZM49 160V159H48ZM83 160V159H82ZM108 160H109V158H108ZM107 160V161H108ZM147 160V159H146ZM167 160V162H168V158L166 159ZM173 160V161H172ZM207 160V162H208V159H206ZM209 160H211V161H213L212 159H209ZM113 161V160H112ZM141 161V160H140ZM139 161V162H140ZM246 161V160H245ZM86 162H87V160H86ZM90 162V161H89ZM89 162H87V163H89ZM109 162V161H108ZM165 162V161H164ZM163 162V163H164ZM166 162V163H167ZM210 162V161H209ZM234 162V161H233ZM49 163V164H48ZM60 163V162H59ZM102 163V162H101ZM106 163V162H105ZM170 163V162H169ZM168 163V164H169ZM211 163V162H210ZM80 164H83L82 162H80ZM79 164V165H80ZM93 164V163H92ZM91 164V165H92ZM103 164V163H102ZM159 164V163H158ZM171 164V163H170ZM174 164V163H173ZM173 164L172 165H170V167L171 166H173ZM90 165V166H91ZM100 165V164H99ZM108 165V164H107ZM116 165H118L117 163H116ZM118 165V166H119ZM165 165V164H164ZM176 165V163L174 164V166ZM239 165V164H238ZM52 166V167H51ZM76 166H78V167H76ZM84 166H86V165H84ZM94 166V165H93ZM168 167H169V165H167ZM177 166V165H176ZM80 167H83V166H80ZM113 167V166H112ZM166 167V166H165ZM89 168V167H88ZM95 168V167H94ZM98 168H100V166L98 167ZM97 168V169H98ZM162 168H164L163 166H162ZM176 168H178V167H176ZM236 168H237V166H236ZM87 169V168H86ZM97 169H95V170H97ZM170 169H172V168H170ZM91 170H93L92 168H91ZM109 170V169H108ZM165 170H166V168H165ZM247 170V169H246ZM98 171V170H97ZM112 171H113V169H112ZM118 171V170H117ZM168 171H170V172H168ZM173 171V170H172ZM172 171L171 170H167L166 172H165V174H168V173H172ZM175 171H177V170H175ZM175 171H173V172H175ZM244 171V170H243ZM247 171H249V170H247ZM246 171V172H247ZM87 172V171H86ZM92 172V171H91ZM90 172V173H91ZM99 172V171H98ZM109 172V171H108ZM119 172V171H118ZM89 173V172H88ZM93 173V172H92ZM97 173V172H96ZM120 173V172H119ZM161 173V172H160ZM233 173H234V171H233ZM249 173V172H248ZM110 174V173H109ZM108 174V175H109ZM162 174H164V173H161V178H159V180H157L158 182L163 178V176H162ZM173 174V173H172ZM174 174H176V173H174ZM238 175H240V172L239 173H237ZM246 173L244 172V176L245 177H247V176H249L248 174H246ZM91 175V174H90ZM94 175V174H93ZM98 175H100V174H98ZM115 175V174H114ZM123 175H122V177H123ZM133 175H134V172H133ZM178 175V174H177ZM101 176V175H100ZM109 176H111V174L109 175ZM124 176V177H125ZM165 176V175H164ZM235 176V175H234ZM241 176V175H240ZM88 177V176H87ZM98 177V176H97ZM114 177V176H113ZM132 178H133V176H131ZM249 177H251V175L249 176ZM89 178V177H88ZM167 178V177H166ZM165 178V180H167ZM170 178H171V176H170ZM235 178V177H234ZM236 178H237V176H236ZM244 178V177H243ZM242 177H241V179H243ZM98 179H100L101 180V178H98ZM107 179H109L108 177H107ZM111 179H113V178H111ZM124 179V178H123ZM177 179V178H176ZM179 179V178H178ZM178 179H177V181H178ZM245 179V178H244ZM249 178L247 177V179L246 180H248ZM250 180V179H249ZM88 181V180H87ZM92 181V180H91ZM127 181H130V180H127ZM245 181V180H244ZM244 181H242V182H244ZM252 181V180H251ZM250 181V182H251ZM120 183V182H119ZM165 184L166 185V183L165 182H162V184ZM176 183V182H175ZM180 183H181V180H180ZM246 183H248V182H246ZM121 184V183H120ZM156 184H157V182H156ZM155 184V185H156ZM158 184H160V183H158ZM168 184V183H167ZM251 184V183H250ZM3 185L4 186H6V187H3ZM87 185V184H86ZM124 185V184H123ZM161 185V184H160ZM170 185V184H169ZM168 185V186H169ZM88 186V185H87ZM129 186V185H128ZM132 186V185H131ZM141 186V185H140ZM171 186V185H170ZM175 186V185H174ZM177 186V185H176ZM112 187H113V184H112ZM125 187H126V185H125ZM149 187V186H148ZM152 187V186H151ZM159 188H160V186H158ZM4 188H6V189H4ZM130 188V187H129ZM156 188H157V186H156ZM162 188L164 189L165 187H163V185H162ZM162 188H160V189H162ZM167 188V187H166ZM178 189H176V191H175V189H173V192H171L170 194H169V196H166L165 198H162V200H161V198L159 199V200H161L160 202H159V204L158 205H153L152 204V200H151V205L153 206H151V208H149L148 210H146V212L145 211H143V213L141 212V214L143 215V217L144 216H146L147 218H151V220L150 221H152V223L151 224H153L152 226H155V224H154V222H155V220L154 219H156L157 217L156 216H158V219L156 220V222L157 221H160V219H159V217L162 215V213H163V215L167 212V211H169V213L171 212V211H184V213H187V215L189 214L190 215V210H193V209H191L190 208V210H189V198H187V196H186V194H185V192H186V190H184V188H183V185L181 186V187H177ZM88 189V188H87ZM96 189H98L97 187H96ZM109 189V188H108ZM131 189V188H130ZM139 189V188H138ZM150 189V188H149ZM151 189H155L154 188V186H153V188H151ZM150 189V190H151ZM170 189H172V187L170 188ZM86 190V189H85ZM101 190V189H100ZM103 190V189H102ZM101 190V191H102ZM124 190V189H123ZM147 190V189H146ZM150 190H148V191H150ZM168 189H165L164 191H167ZM8 191H6L7 193H8ZM140 191V190H139ZM156 191H157V189H156ZM161 191H163V190H161ZM160 191V192H161ZM164 191L162 192V193H164ZM108 192V191H107ZM135 192V191H134ZM144 192H146V191H144ZM159 192V193H160ZM3 193V194H4ZM92 193V194H91ZM122 193V192H121ZM139 194H136L137 196L139 195L140 196V193L141 192H138ZM149 193L150 192H148V193H146V196L143 198V199H150V196H154V197H157L156 196V194H154V192H153V195H151V193H150V196H148L147 197V195H149ZM94 194H95V192H94ZM97 194V193H96ZM95 194V195H96ZM101 194V193H100ZM118 194H116V195H118ZM126 194V193H125ZM142 194H143V192H142ZM168 194V193H167ZM129 195L130 196H132L133 195V193L131 192V194L129 193ZM161 196H162V194H160ZM166 195V194H165ZM7 196V197H8ZM138 196V198H140ZM144 196V195H143ZM142 196V197H143ZM160 196V197H161ZM4 197V196H3ZM128 197H129V199H128ZM133 197H136V196H134L133 195ZM132 198V197H131ZM2 199V198H1ZM8 199V198H7ZM151 199H152V197H151ZM157 199V200H158ZM142 200V199H141ZM140 200V201H141ZM154 200H156V198L154 199ZM153 200V201H154ZM143 201V200H142ZM150 201V200H149ZM4 203V202H3ZM3 203H1V204H3ZM6 203V202H5ZM1 204H0V206H1ZM148 204H149V202H148ZM156 204V203H155ZM4 205V204H3ZM6 205V204H5ZM5 205H4V207H5ZM142 205V206H141ZM150 205V204H149ZM3 207V206H2ZM2 207H1V209H2ZM7 207V206H6ZM9 208H10V206H9ZM145 208V207H144ZM146 208H147V206H146ZM4 209V208H3ZM8 211V210H7ZM3 213H4V211H2ZM10 212V211H9ZM144 212H145V214L146 215H144ZM165 212V213H164ZM7 213V212H6ZM172 213V212H171ZM8 214V213H7ZM140 214V215H141ZM161 214V215H160ZM167 214H168V212H167ZM173 214H174V212H173ZM8 215H10V214H8ZM160 215V216H159ZM162 215V216H163ZM170 215V214H169ZM177 215V214H176ZM175 215V216H176ZM186 215V214H185ZM188 215V216H189ZM12 216V215H11ZM15 216V217H16ZM165 216H166V214H165ZM165 216H163V218H162V221H163V219H165L166 217H168V215L165 217ZM171 216V215H170ZM175 216L173 215V218H175ZM178 216V215H177ZM181 216V215H180ZM188 216H187V219H189L188 218ZM2 217V219H4L5 220V218H3V216H1ZM10 217V216H9ZM139 217H141L142 218V216H136V219H138ZM145 217V218H146ZM152 217H154L153 219H152ZM156 217V218H155ZM165 217V218H164ZM186 217V216H185ZM141 218H139V219H141ZM171 218H172V216H171ZM7 219H9L8 217H7ZM169 219V218H168ZM187 219H184L185 220V222H190V220H187ZM141 220H143V221H146V219H141ZM148 220V222H146L145 224L143 223V221H142V226H141V228H143V226H147V224L148 223H150V221ZM154 220V221H153ZM166 220V219H165ZM187 220V221H186ZM1 222V221H0ZM6 222H7V220H6ZM135 222V221H134ZM141 222V221H140ZM10 222L8 221L5 225H11V224H9ZM11 223H13V222H11ZM18 223V224H19ZM112 223H116V225L114 226V224H113V226L111 225ZM130 222H128V224H129ZM0 224H2V223H0ZM14 224V223H13ZM12 224V225H13ZM15 224H16V222H15ZM122 224V223H121ZM126 224H127V222H126ZM125 224V222H124V224H122V225H126ZM134 224V223H133ZM151 224H149L150 226H151ZM187 224V223H186ZM3 225V224H2ZM12 225H11V227H12ZM111 225V227L112 228H110L109 226ZM190 225V224H189ZM126 226H128V225H126ZM126 226H124V227H126ZM132 226H134V225H132ZM2 227V226H1ZM119 227H120V224H119ZM122 227V228H121ZM120 227V229H122V231H123V226H121ZM144 227V228H145ZM13 228V227H12ZM127 228V227H126ZM129 228V227H128ZM140 228V227H139ZM139 228H137V229H139ZM143 228V229H144ZM147 228V227H146ZM151 229H152V227H151ZM2 231L4 230L5 231V229H1ZM17 230V229H16ZM126 230V229H125ZM124 230V233H128V232H126ZM128 230V229H127ZM140 230V229H139ZM138 230V231H139ZM146 230H150V229H146ZM6 231H9V229H7ZM20 231V230H19ZM131 231V230H130ZM129 231V232H130ZM135 231H137V230H135L134 229V232ZM18 232V231H17ZM114 232V231H113ZM119 232H121V230L120 231H118V229H117V232H115V233H117L116 234V236L118 235V233ZM134 232H132L131 231V233H134ZM140 232H141V230H140ZM124 233L122 234H120V238H121V236H123L124 235ZM139 233V232H138ZM137 233V234H138ZM126 234H125V237H127L128 236V234H127V236H126ZM130 234V233H129ZM136 234V235H137ZM13 235H14V233H13ZM131 236H134V234H130ZM129 235V236H130ZM135 235V236H136ZM130 236V237H131ZM141 235H139L138 236V239H139V237H140ZM8 237V236H7ZM9 238V237H8ZM119 238V237H118ZM124 238V237H123ZM134 238V237H133ZM143 239V238H142ZM141 239V240H142ZM12 240V239H11ZM11 240H10V242L9 243H11ZM18 240H20V239H18ZM2 241V240H1ZM118 241H119V239H118ZM121 241V240H120ZM125 241V240H124ZM132 241V240H131ZM130 241V242H131ZM126 242V241H125ZM151 242L153 243V245L151 244ZM151 242H149L148 244L150 245V248H148V250L149 251H151V249H152V253L154 252L153 250H154V248H151L152 246H154L156 243H155V241L153 240V241H151ZM5 243V242H4ZM9 243H7L6 242V244H8L9 245ZM13 243V242H12ZM120 243V242H119ZM127 243H128V241H127ZM126 243V245L128 246V244ZM155 243V244H154ZM123 244H125V243H123ZM132 244V243H131ZM147 244V243H146ZM146 244H145V246L144 247H148L149 245L147 244V246H146ZM3 245V244H2ZM1 245V246H2ZM7 245V246H8ZM17 245V244H16ZM15 245V246H16ZM17 247V246H16ZM123 247V246H122ZM138 247V246H137ZM143 247V248H144ZM158 247H160V246H157V248ZM2 248H4V247H2ZM157 248H156V250H157ZM6 249V248H5ZM118 249V248H117ZM141 249V248H140ZM7 250V249H6ZM127 250V249H126ZM148 250H147V253H148ZM3 251V250H2ZM9 250H7V252H8ZM14 251V250H13ZM115 251H118V250H116L115 249ZM145 251V250H144ZM159 252H161L160 250H158ZM157 251V252H158ZM121 252H122V250H121ZM140 252H142V251H140ZM156 252V254H158ZM4 253V252H3ZM6 253V252H5ZM19 253H20V251H19ZM150 253V252H149ZM2 254V253H1ZM116 254V252L115 253H113V255H115ZM151 254V253H150ZM150 254H148V255H150ZM5 255V254H4ZM0 256V264H7L6 262L7 261H9L8 263H10V260H11V256L9 257V260H8V258L6 257L7 255H5V256ZM21 255V254H20ZM116 255H117V257H116ZM115 256H112V258H118V256L120 257V255H118V254H116ZM154 255H155V253H154ZM134 256V255H133ZM163 256H164V254H163ZM12 257H13V255H12ZM19 259V258H18ZM112 261H111V260ZM17 260V259H16ZM12 261H14V260H12ZM116 261V260H115ZM118 261V260H117ZM16 262V261H15ZM15 262H11V263H15ZM18 262V261H17ZM16 262V263H17ZM19 262H20V260H19ZM24 263H22V264H24ZM17 264H19V263H17ZM134 264V263H133Z\"/></svg>",
	"mask_w": 264,
	"mask_h": 264
}]
</instances>
